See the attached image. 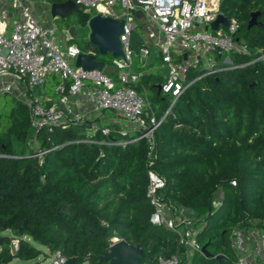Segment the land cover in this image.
Returning <instances> with one entry per match:
<instances>
[{
  "label": "trees",
  "instance_id": "obj_1",
  "mask_svg": "<svg viewBox=\"0 0 264 264\" xmlns=\"http://www.w3.org/2000/svg\"><path fill=\"white\" fill-rule=\"evenodd\" d=\"M221 11L238 21L235 41L248 54L219 57L221 63L229 56L232 65L212 76L193 69L189 80L197 81L176 101L159 90L161 73L130 84L146 102L144 116L160 123L151 159L147 141L131 142L136 133L123 135L118 123L105 125L110 136L99 131L90 138L99 117L35 131L28 106L11 97L15 109L0 130V264H38L45 253L36 245L50 258L61 252L76 264H111L105 258L111 238L137 249L140 264L177 254L180 264H238L233 231L264 230V63L257 61L264 54V0H223ZM253 13L258 24L251 26ZM92 16L80 10L57 23L82 33ZM70 43L105 62L89 40ZM58 82L53 76L46 84L53 99ZM150 171L165 181L158 193L164 206L198 216L192 220L196 239L210 256L187 255L177 232L152 223ZM13 239L19 240L16 252Z\"/></svg>",
  "mask_w": 264,
  "mask_h": 264
},
{
  "label": "built area",
  "instance_id": "obj_2",
  "mask_svg": "<svg viewBox=\"0 0 264 264\" xmlns=\"http://www.w3.org/2000/svg\"><path fill=\"white\" fill-rule=\"evenodd\" d=\"M31 1L0 0V97L11 95L25 103L29 108L31 128L35 131H52L57 126L99 117L101 124L94 123L88 135L93 138L100 131L107 137L111 129L105 125L118 123L122 125L123 135L129 131L136 133L131 142L147 141L149 159L155 149L154 133L160 123H156L155 117L144 116L146 102L130 84L150 73L148 57L151 50L159 52L163 72L169 68L161 92L174 97L175 101L197 81L189 80L193 69L201 67L206 70L204 76H212L225 69L222 67L232 65L229 56L221 63L219 57L249 53L246 46L235 41L240 25L221 11L223 0H75L80 10L93 12V16L101 14L124 22L120 36L124 57H112L111 63L105 62L114 67L112 74L120 73L115 80L112 74L102 70L77 68L76 59L83 52L78 45L69 44L73 39L69 31L62 37L56 25L43 26L32 14ZM137 12H142L143 16L137 18ZM220 15L228 18L229 27L221 25L213 32L210 26ZM135 32L143 38L138 54L132 50ZM134 55L138 57L139 69H136ZM257 61L264 63V54ZM53 76L59 78L55 99L46 91V84ZM108 112L112 114L107 115ZM122 120L127 123L123 124ZM87 142L105 143L94 139ZM129 143L108 144L124 146ZM44 154L40 152L36 157L42 159ZM164 186L165 181L150 171L148 197L155 209L152 223L177 232L178 243L187 250V255L202 253L196 239L198 229L192 220L185 221L181 227L166 215L170 208L164 206L158 196ZM113 239L116 243L120 241ZM232 247L238 255V264H264V230L252 229L247 233L234 230ZM11 248L13 252L18 251V239L12 240ZM68 260L61 252L51 256V264H67ZM180 263L178 254L159 259V264Z\"/></svg>",
  "mask_w": 264,
  "mask_h": 264
},
{
  "label": "water",
  "instance_id": "obj_3",
  "mask_svg": "<svg viewBox=\"0 0 264 264\" xmlns=\"http://www.w3.org/2000/svg\"><path fill=\"white\" fill-rule=\"evenodd\" d=\"M80 9L75 3V0H68L59 4H52L50 6L51 17L57 20H66L67 16L72 13H79ZM137 18L143 16L142 12H137ZM259 13L252 14L251 26L257 25V18ZM229 20L227 17L220 15L218 19L210 26L211 31L216 32L219 26L229 27ZM88 27L90 30L89 43L93 48L97 50L99 55H110L113 58L124 57L122 43L120 36L123 33L124 22L121 20L113 19L111 17H104L101 14L93 16ZM69 35L71 38L76 36V27H70ZM143 44V38L138 32L133 34L132 50L135 54L139 52V45ZM5 55L8 51L5 50ZM159 57V52L156 49H152L148 57V65L153 66L155 61ZM75 66L82 68L84 71L102 70L105 74H112L114 67L111 65H105L104 61H99L94 54L81 53L77 59ZM169 75V68H166L163 72L164 79H167ZM253 85V83H252ZM161 91V86H158ZM202 254L210 256L207 247H202ZM111 262V264H140L139 255L137 249L128 245L125 241H119L112 245L111 251L106 254L105 257ZM221 257L218 256L217 259ZM67 264H76L74 260H68Z\"/></svg>",
  "mask_w": 264,
  "mask_h": 264
},
{
  "label": "rangeland",
  "instance_id": "obj_4",
  "mask_svg": "<svg viewBox=\"0 0 264 264\" xmlns=\"http://www.w3.org/2000/svg\"><path fill=\"white\" fill-rule=\"evenodd\" d=\"M43 11V7L41 6L40 9L38 10L39 14ZM138 26L139 28H142V24L138 23ZM59 29H60V34L63 32L64 30V27L59 25ZM77 32H76V42L77 44H82V42L84 41H88L89 40V34H90V31L89 30V27H88V30H86V32H80L79 29H76ZM71 44V43H69ZM101 59H104L105 62L107 63H111L112 62V56L110 55H107V56H101L99 55ZM134 62H135V65H136V68H139V63H138V58L136 55H134ZM227 63H229L227 61ZM73 68H75L74 65H72ZM150 72L153 73V74H162L163 75V70L161 69V60H157L156 63L153 65V66H150ZM120 73H114L112 74L111 76L117 80L118 76H119ZM57 79L59 80V78L57 77ZM53 89V92H55V86L53 85L52 87ZM48 90H51L50 88ZM12 96L11 95H8V96H1L0 97V130H3V129H6L8 127V124H9V120H8V117L10 116L11 112L15 109V102L14 100L11 98ZM111 114L110 112H108L107 115ZM123 124H126L127 122L125 120H122ZM222 192L219 191L217 193V198H219L221 196ZM178 211L176 212V216H180L182 219L181 221L185 222V218L182 217V214L180 215V212L183 211V213H190L191 211L189 210H186L184 208H177ZM174 212V211H173ZM166 215H167V211L165 212ZM172 217V215H171ZM195 219H198V216L197 215H194ZM173 218V217H172ZM195 219H191V220H195ZM176 220V219H175ZM7 234H10V232H7ZM109 242L114 245L116 243V240L111 238L109 240ZM36 247L42 251H44V255L41 256L38 261V264H51V258L49 255H47L49 252L46 248L44 247H41V246H38L36 245ZM138 251V250H137Z\"/></svg>",
  "mask_w": 264,
  "mask_h": 264
},
{
  "label": "crops",
  "instance_id": "obj_5",
  "mask_svg": "<svg viewBox=\"0 0 264 264\" xmlns=\"http://www.w3.org/2000/svg\"><path fill=\"white\" fill-rule=\"evenodd\" d=\"M41 6L43 7V11L39 14L38 10L40 9ZM50 6H51V4L47 3L46 0H32L31 4H30L32 14L43 24V26L50 27V26L56 25L59 29L57 19H54L51 17ZM13 22H15V21H13ZM59 31H60V29H59ZM67 31H68L67 29H64L60 35L62 37H65ZM156 61H155V63H156ZM177 211H178V209L167 210V216L171 219H176V222L180 225L184 222L181 221L182 218L179 215L176 216ZM181 214H182V217L187 219V220L195 219L194 215H196L193 212L183 213V211L180 212V215ZM171 215L173 218L171 217ZM187 220H185V221H187Z\"/></svg>",
  "mask_w": 264,
  "mask_h": 264
}]
</instances>
